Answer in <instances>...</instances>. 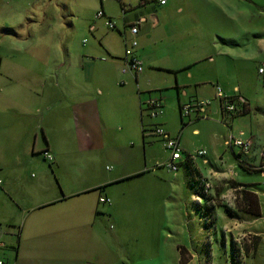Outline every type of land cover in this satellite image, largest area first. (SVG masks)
Listing matches in <instances>:
<instances>
[{
	"label": "crops",
	"instance_id": "obj_1",
	"mask_svg": "<svg viewBox=\"0 0 264 264\" xmlns=\"http://www.w3.org/2000/svg\"><path fill=\"white\" fill-rule=\"evenodd\" d=\"M61 1L70 3L52 9V0H0V261L139 264V216L129 213L119 193L139 187L147 176L160 180L155 169H166L161 164L168 156L157 153L155 142L165 148L154 130L160 127L170 136L178 119L202 140L197 149L206 151V163L198 157L178 168L184 170L194 215L181 205L170 218L179 240L173 263L182 264L192 250L197 262L209 255L208 243L197 247L191 241V230L207 232V223L212 231L205 238L216 255L224 253L218 217L197 215V207L207 204L192 196L200 191V176H229L238 205L254 216L249 222L264 218L259 158L264 72H258L264 65V37H256L252 11L239 7V0ZM37 2L43 6L34 10ZM99 10L104 16L97 18ZM107 20L115 23L114 30ZM131 24L138 29L140 74L126 69ZM217 86L231 97H244L243 112L223 118ZM149 99L161 102V116H149ZM196 100L210 101L205 117H182L181 106ZM223 125L229 132L221 136ZM184 132L175 138L185 156L197 149L182 142ZM230 136L253 143L249 154L238 150L227 173L208 157L228 147ZM44 151L52 162L44 159ZM239 172L259 174L263 181L246 183ZM101 197L109 202L101 203ZM181 247L186 249L182 258Z\"/></svg>",
	"mask_w": 264,
	"mask_h": 264
},
{
	"label": "rangeland",
	"instance_id": "obj_2",
	"mask_svg": "<svg viewBox=\"0 0 264 264\" xmlns=\"http://www.w3.org/2000/svg\"><path fill=\"white\" fill-rule=\"evenodd\" d=\"M68 3H64L61 0L60 2L52 0L50 8L61 9L64 5H69ZM40 5L43 6V2L41 4L37 2L34 5V10ZM237 5L239 7L245 6V8L252 11L254 15L252 25L256 30V37H264L263 30L260 28L264 26V0H239ZM27 17L30 19L33 15L30 14ZM170 129L176 131L175 133L170 132V136L174 138L179 132L188 131L187 134L184 132L182 142L187 140L192 149H197V147L201 146L202 140L200 137H192L189 133L190 130L184 127L180 119L174 120ZM223 129L224 132L219 134L221 136L229 132L228 126L223 125ZM223 129H218V131L222 132ZM155 144L159 156L167 157L168 152L163 149L162 143L157 141ZM238 150V148H233L232 152L230 148L221 146L220 149L218 148L214 152V155L208 157L210 164L223 166V169L229 173L227 166L234 162V155L238 154ZM220 159H222V162H220ZM155 175L160 180L147 176L139 181V187L134 185L127 187L124 196L118 190H116V193H119L120 199L125 204L126 209L129 210V213L139 216V264H174L175 252L173 247L179 240L174 233V223L170 218L181 205L183 207L188 205L187 209L193 211L194 215V206L190 199L191 197L185 192L188 187L184 178V170L168 172L164 168H159L158 170L155 169ZM226 177L213 175L212 173L207 177L200 176L197 181L205 180L208 182L210 191L206 193V196L201 197V195L195 193L192 196L193 201L198 202L201 199L203 200L201 205L204 206V202L207 204V209H201V214H206L208 220L213 214L215 219L218 217V226L222 228L226 241L223 256L218 258L219 255H216L214 246L211 247L210 239L205 238L207 237V232L212 231L209 227L210 225L206 222L207 232L205 230L192 229L193 240L191 241L197 247L208 243L209 255L197 262L194 250H192L190 251L192 256L186 255L182 264H264V218L259 219L255 223L249 222L253 219L249 220V217L254 216L248 212L246 207H243L244 205H238L239 196L233 188L234 181ZM238 178L246 183L263 181L259 174L250 175L239 172ZM262 201L264 204V198H262ZM196 213L200 215L197 209ZM176 214V218L179 219L180 215L178 214L180 213L176 212ZM196 221L199 220L195 219L193 222L195 223ZM199 222L201 223L202 220ZM176 225L177 229H179V223H176ZM197 233L200 239L196 237ZM196 248L193 247V249Z\"/></svg>",
	"mask_w": 264,
	"mask_h": 264
},
{
	"label": "built area",
	"instance_id": "obj_3",
	"mask_svg": "<svg viewBox=\"0 0 264 264\" xmlns=\"http://www.w3.org/2000/svg\"><path fill=\"white\" fill-rule=\"evenodd\" d=\"M160 4H164L165 0H159ZM104 13L102 10H99L96 13V17H102ZM106 26L109 30L115 29V23L113 21L107 20ZM137 25L131 24L129 26V38L125 40V48H124V57L127 65V70L133 72L134 74H140L143 71L142 62L135 54V50L138 46V42L136 39L137 35ZM258 72L262 74L264 72V65L259 68ZM215 96L219 101L220 110L223 115V118H229L235 114H239L243 112L244 108L247 107V100L239 95H235L233 97L227 95L223 89L219 86L215 88ZM209 100H196L187 104H184L180 108V114L182 117H190L194 114L196 117H205V108L209 105ZM146 109L151 118H156L163 114L162 104L157 99H149L146 102ZM155 134L158 135L162 142L165 150L168 152V158L166 161L161 164L170 172H176L179 168L180 162L189 161L193 162L196 158L201 157L206 163L204 156L206 155V151L204 149H197L193 153H187L185 156L183 155L182 148L179 144V139L169 136L162 128L156 127L154 130ZM252 139L246 138L242 139L240 137L230 136L229 139L225 142L226 146L238 148L240 153L243 155L249 154L252 148ZM43 157L47 162L53 161V156L48 152H43ZM259 158L264 164V148H262L259 152ZM264 167V165H263ZM203 182V191L207 193L210 189V184L205 180ZM1 184V181H0ZM101 203H108L109 199L105 197L99 198ZM2 243L0 242V247ZM0 264H4L3 261H0Z\"/></svg>",
	"mask_w": 264,
	"mask_h": 264
},
{
	"label": "trees",
	"instance_id": "obj_4",
	"mask_svg": "<svg viewBox=\"0 0 264 264\" xmlns=\"http://www.w3.org/2000/svg\"><path fill=\"white\" fill-rule=\"evenodd\" d=\"M242 168H243L244 170H246V171H250V169H249L248 167H242ZM199 185H200V191L198 192V194L201 195V197H202V196H206V193H204V191H203V182H202V180H200ZM242 193H243L242 197L244 198V199H243V200H244V203H245L246 205H248V204L246 203V201L248 200V199H247V196H246L247 193H245L244 191H242ZM204 208L207 209L206 206H204ZM197 210L200 212V214L202 213L199 207H197ZM244 210H245V209H244ZM255 215H257V214H255ZM204 216H206V214H205ZM179 251H180V253H181V258H182V256H183V251H186V249H184L183 247H181V248H179ZM231 254H232V252H231ZM221 256H223V251L221 252V254L219 255L218 258H221ZM232 262H233V261H232Z\"/></svg>",
	"mask_w": 264,
	"mask_h": 264
}]
</instances>
